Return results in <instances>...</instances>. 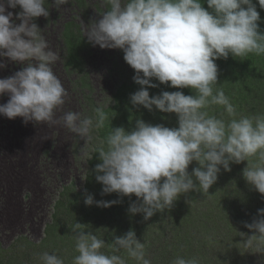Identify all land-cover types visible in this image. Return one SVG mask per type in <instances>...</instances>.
Instances as JSON below:
<instances>
[{
	"label": "clouds",
	"instance_id": "clouds-1",
	"mask_svg": "<svg viewBox=\"0 0 264 264\" xmlns=\"http://www.w3.org/2000/svg\"><path fill=\"white\" fill-rule=\"evenodd\" d=\"M48 0H0V69L8 63L22 65L13 75L0 78V115L21 117L23 122L60 125L88 141L105 128L109 116L103 108L94 115L64 111L68 92L53 70L60 59L46 40L35 18L49 16ZM69 0H54L59 9ZM109 6L98 20L82 31L88 42L101 49H120L134 69L133 80L140 86L130 96L133 106L149 111L175 113L178 127L152 125L136 120L135 127L111 128L97 150L100 163L95 179L102 195L117 193L137 198L130 215L143 214L145 221L172 207L181 194L208 193L217 181L221 166L247 161L246 181L264 195V113L238 114L222 87H217L216 60L249 54L264 55V33L259 31L260 14L252 0H105ZM264 8V0H258ZM246 6V7H245ZM19 7V12L9 9ZM19 21V23H17ZM191 88L195 95L164 91L150 96L158 84ZM170 82V84H169ZM212 106H223L230 118L212 115ZM254 158V159H253ZM199 167L188 171L189 166ZM198 182V186L197 183ZM118 201H96L86 194L87 206L110 207ZM245 227L254 232L245 247L264 246V209ZM75 250L73 264H152L134 230L116 236L112 243L86 232V225L71 226ZM41 264H65L55 252H44ZM172 264H200L199 258L176 256Z\"/></svg>",
	"mask_w": 264,
	"mask_h": 264
},
{
	"label": "trees",
	"instance_id": "trees-1",
	"mask_svg": "<svg viewBox=\"0 0 264 264\" xmlns=\"http://www.w3.org/2000/svg\"><path fill=\"white\" fill-rule=\"evenodd\" d=\"M80 2L84 3V0ZM252 2L260 14L259 31L264 33V8L260 7L258 0ZM202 6L212 11L208 9L206 0H202ZM108 7L106 4V10ZM62 38L67 48V67L80 66L83 61L81 53L86 51L88 40L82 37L81 31L72 23L65 25ZM215 63L218 65L217 87L223 88L236 106L238 114L251 116L264 113V55L249 54L246 58H235L230 54L227 59L220 58ZM134 75V69L131 68V73L117 87L108 106L92 102L86 104L89 108L86 110L88 116L94 115L95 109L99 107L107 113L109 121L105 128L93 133L94 139L89 143V161L83 174L82 191L76 190L74 183L64 187L54 207V215L45 225L43 239L34 242L27 235H20L16 241L20 245L14 244L8 250L0 251L3 253L0 264H41L40 256L44 252H55L64 259L65 264H73L74 257L78 255L71 231L75 222L86 225V232L91 231L108 244L113 242L114 237L134 230L137 239L141 243L145 242L147 256L152 264H172L176 256L186 259L197 257L200 264H264V246L257 250L255 246L249 248L244 244L254 234L245 227V223L258 218V210L264 209V195L256 191L243 176L247 161L231 163L230 171H225L221 166L217 181L208 193L190 191L181 194L171 208L157 212L147 221L142 213L133 216L128 212L131 203L137 199L134 194L131 198L120 197L117 193L101 194L103 186L96 181L94 169L101 162L97 153L100 141L106 138L111 128L123 127L130 131L138 119L152 125L178 127L175 113H163L154 106L149 111L143 106L131 104L130 96L140 88L133 80ZM152 82L158 84V87L148 89L150 96L164 91H182L185 95H195L191 88H174L160 84L155 79ZM2 100L1 104L8 101ZM209 112L218 117L222 115L225 120L230 119L223 106H212ZM2 118L0 115V121ZM13 121L22 124L21 117ZM18 141L23 142L21 135ZM24 148L27 157L31 156L33 148ZM11 161L6 159L7 163ZM195 167L199 165L193 162L188 171L191 173ZM86 194H92L96 201L118 202L110 207H99L96 204L87 206L84 203ZM4 195V190L0 189V199ZM128 264L136 262L129 260Z\"/></svg>",
	"mask_w": 264,
	"mask_h": 264
},
{
	"label": "rangeland",
	"instance_id": "rangeland-1",
	"mask_svg": "<svg viewBox=\"0 0 264 264\" xmlns=\"http://www.w3.org/2000/svg\"><path fill=\"white\" fill-rule=\"evenodd\" d=\"M45 6L49 8V16L35 18L34 22L43 30L49 46L60 55L53 70L68 92L63 110L88 116L87 103L108 106L117 87L131 73L123 51L101 49L89 43L81 53V65L68 68L67 48L62 38L65 25L72 23L88 40L82 31V22L88 25L100 19L106 11L105 2L69 0L57 9L54 0H48ZM9 10L20 11L19 7ZM21 68L22 65L10 62L5 69H0V78L11 76ZM0 99L7 101L9 97L3 95ZM1 116L0 189L5 195L0 199V251H6L14 244L20 245L16 241L22 234L34 242L43 239L45 225L51 221L64 187L74 183L76 190L82 191L91 141L60 125L25 124L23 119L18 124ZM19 135L23 142L18 141ZM24 147L33 148L31 156L27 157ZM6 159L12 161L7 163ZM0 254L1 258L3 253Z\"/></svg>",
	"mask_w": 264,
	"mask_h": 264
}]
</instances>
